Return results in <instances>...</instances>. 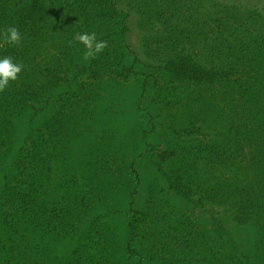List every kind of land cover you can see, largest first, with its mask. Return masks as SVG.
Returning <instances> with one entry per match:
<instances>
[{"label":"rangeland","instance_id":"obj_1","mask_svg":"<svg viewBox=\"0 0 264 264\" xmlns=\"http://www.w3.org/2000/svg\"><path fill=\"white\" fill-rule=\"evenodd\" d=\"M60 2V30L53 37L47 32L45 42L33 51L39 54L29 52L23 62L29 61V71L43 81L57 48L70 50L66 83L51 90L42 109H26L12 121L0 193L15 175L11 164L25 138L55 119L65 132L64 171L95 175L93 216L112 242L108 264H264L256 226L236 224L222 206L181 198L168 188L158 168L168 150H195L202 164L208 153L204 140L210 138H179L169 126L198 128L204 119L219 122V109L204 117L219 98L216 90L176 84L162 71V62L189 54L197 63L209 65L211 60L219 66L224 42L234 39L238 46L245 40L242 34L224 41L219 33L228 22V28L249 32L245 44L257 46L255 60L263 70L264 0H113L123 17L122 34L114 28L106 38L102 35L108 29L100 27L97 40L104 37L107 47L88 61L84 45L74 37L93 33V26L82 22L76 0ZM6 44L0 36V50ZM1 211L0 202V218ZM133 217L145 218L142 230L133 229L138 222ZM86 226L82 221L79 231ZM80 242L67 237L57 248L65 251Z\"/></svg>","mask_w":264,"mask_h":264},{"label":"trees","instance_id":"obj_2","mask_svg":"<svg viewBox=\"0 0 264 264\" xmlns=\"http://www.w3.org/2000/svg\"><path fill=\"white\" fill-rule=\"evenodd\" d=\"M76 3L82 22L92 25L96 35L100 27L108 29L102 35L106 38L116 29L122 34L123 17L113 0ZM63 9L60 0H0V36L16 27L22 37L20 47L7 43L0 59L11 57L23 65L18 79L0 92V168L10 149L12 121L26 109H42L51 90L66 83L70 50L57 46V56L43 81L29 71V61L23 62L29 52L33 57L39 54L33 51L45 42L47 32L53 37L60 30L56 19ZM227 23L221 24L219 33L224 41L231 35L249 38V32L228 28ZM245 40L238 46L234 39L224 42L219 66L211 60L209 65L197 63L189 54L162 62V71L176 84L202 86L211 93L216 90L219 98L204 117L219 109V122L204 119L198 128L169 126L179 138H210L204 140L208 153L202 164L195 150H168L161 155L158 168L168 188L181 198L195 205L204 201L222 206L236 224L256 226L264 247V69L255 60L257 46ZM52 122L25 138L11 164L15 175L1 188L0 264H108L112 242L93 216L98 196L95 175L86 172L79 177L64 171L65 132L57 120ZM133 219L138 221L133 229L142 230L145 218ZM82 221L87 226L79 231ZM67 237L81 242L61 251L57 247Z\"/></svg>","mask_w":264,"mask_h":264},{"label":"clouds","instance_id":"obj_3","mask_svg":"<svg viewBox=\"0 0 264 264\" xmlns=\"http://www.w3.org/2000/svg\"><path fill=\"white\" fill-rule=\"evenodd\" d=\"M4 39L11 45H19L22 37L16 27H9L5 30ZM74 39L84 45L86 51L84 52L83 58L85 61L95 59L107 47V42L97 40L94 32L91 34H77ZM22 69L23 65L14 63L11 57L0 59V92L8 87L10 81H16L18 79Z\"/></svg>","mask_w":264,"mask_h":264}]
</instances>
